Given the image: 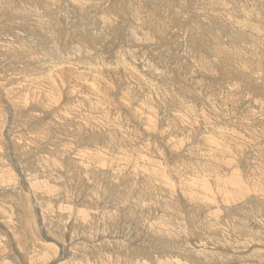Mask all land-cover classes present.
Listing matches in <instances>:
<instances>
[{
	"label": "rangeland",
	"instance_id": "374dc122",
	"mask_svg": "<svg viewBox=\"0 0 264 264\" xmlns=\"http://www.w3.org/2000/svg\"><path fill=\"white\" fill-rule=\"evenodd\" d=\"M0 264H264V0H0Z\"/></svg>",
	"mask_w": 264,
	"mask_h": 264
},
{
	"label": "bare ground",
	"instance_id": "6f19581e",
	"mask_svg": "<svg viewBox=\"0 0 264 264\" xmlns=\"http://www.w3.org/2000/svg\"><path fill=\"white\" fill-rule=\"evenodd\" d=\"M57 49V48H56ZM54 51V50H53ZM17 52V51H16ZM49 59V58H48ZM55 66V65H54ZM77 181V180H76ZM51 241V240H50ZM71 260V259H70Z\"/></svg>",
	"mask_w": 264,
	"mask_h": 264
}]
</instances>
